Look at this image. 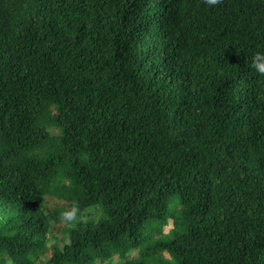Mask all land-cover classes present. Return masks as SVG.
I'll return each instance as SVG.
<instances>
[{
    "label": "trees",
    "instance_id": "obj_1",
    "mask_svg": "<svg viewBox=\"0 0 264 264\" xmlns=\"http://www.w3.org/2000/svg\"><path fill=\"white\" fill-rule=\"evenodd\" d=\"M0 26V264H264V0H0Z\"/></svg>",
    "mask_w": 264,
    "mask_h": 264
},
{
    "label": "clouds",
    "instance_id": "obj_2",
    "mask_svg": "<svg viewBox=\"0 0 264 264\" xmlns=\"http://www.w3.org/2000/svg\"><path fill=\"white\" fill-rule=\"evenodd\" d=\"M211 3H215L216 0H210ZM253 67L258 72L264 73V52H257L253 58ZM77 208L74 206L71 210L65 211L62 215L68 220H74L76 218Z\"/></svg>",
    "mask_w": 264,
    "mask_h": 264
},
{
    "label": "rangeland",
    "instance_id": "obj_3",
    "mask_svg": "<svg viewBox=\"0 0 264 264\" xmlns=\"http://www.w3.org/2000/svg\"><path fill=\"white\" fill-rule=\"evenodd\" d=\"M171 228H172V224H171V222H170V224L165 228V231H166V232H169V230H170ZM58 239L60 240V241H58V243H59V246L61 247V246H62V245H61V244H62L61 241L64 240L63 237H62V235H59V236H58ZM165 256H166L167 258H169V256H168L167 254H165Z\"/></svg>",
    "mask_w": 264,
    "mask_h": 264
},
{
    "label": "bare ground",
    "instance_id": "obj_4",
    "mask_svg": "<svg viewBox=\"0 0 264 264\" xmlns=\"http://www.w3.org/2000/svg\"><path fill=\"white\" fill-rule=\"evenodd\" d=\"M47 1V0H46ZM50 1V0H49ZM11 6V5H10ZM10 8V7H9ZM16 10V9H15ZM5 12V11H4ZM20 13V12H19ZM4 15V14H3ZM60 15V14H59ZM25 17V16H24ZM2 22V21H1ZM16 22V21H15ZM40 22V21H39ZM20 24V23H19ZM1 27V26H0ZM13 30V29H12ZM60 36V35H59ZM62 38V37H61ZM53 39V37H52ZM61 45V43H59ZM64 45V44H63ZM38 48V47H37ZM56 49V48H55ZM60 49V48H59ZM48 52V51H47ZM7 54V53H6ZM63 55V54H62ZM14 60V59H13ZM43 60V59H42ZM60 60V59H59ZM26 61V60H25ZM52 62V61H51ZM56 62V61H55ZM58 64V63H57ZM40 65V64H39ZM53 72V71H52ZM50 75V74H49ZM57 79V78H56ZM49 81V80H48ZM58 82V81H57ZM66 82V81H65ZM68 82V81H67ZM42 85V84H41ZM54 88V87H53ZM59 88V87H58ZM43 90V89H42ZM55 91V90H54ZM52 92V91H51ZM46 93V92H45ZM54 94V93H53ZM52 103V102H50ZM60 106V105H59ZM59 109V108H58ZM56 111V110H55ZM49 113V111H48ZM62 122V121H61ZM79 129V128H78ZM53 140V139H52ZM32 220V219H31ZM27 227V226H26ZM27 230V229H26Z\"/></svg>",
    "mask_w": 264,
    "mask_h": 264
}]
</instances>
